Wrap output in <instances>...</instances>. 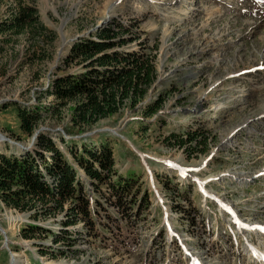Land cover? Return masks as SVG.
<instances>
[{
    "label": "rangeland",
    "instance_id": "obj_1",
    "mask_svg": "<svg viewBox=\"0 0 264 264\" xmlns=\"http://www.w3.org/2000/svg\"><path fill=\"white\" fill-rule=\"evenodd\" d=\"M18 4L34 7L46 31L0 35V153L23 155L46 135L84 186L89 218L67 227V248L51 235L62 213L32 221V212L0 198V264H10L12 253L19 264H264L249 250L264 252V235L239 227L264 226V0H3L0 21ZM119 26L128 32L115 49L153 56L155 80L139 105L76 125L79 98L55 97L51 84L84 72L79 61L66 66L76 43ZM39 48L37 60L30 53ZM159 97L161 108L144 116L143 106ZM16 109L38 116L32 134L20 129ZM198 127L215 137L206 153L186 158L166 143L169 133ZM91 145L113 153L111 181H134L130 211L118 213L108 188L69 154ZM27 223L47 231L26 239Z\"/></svg>",
    "mask_w": 264,
    "mask_h": 264
},
{
    "label": "trees",
    "instance_id": "obj_2",
    "mask_svg": "<svg viewBox=\"0 0 264 264\" xmlns=\"http://www.w3.org/2000/svg\"><path fill=\"white\" fill-rule=\"evenodd\" d=\"M16 7L0 21L1 39L8 41L6 36L22 33L29 38L43 35L46 28L38 22L35 8L24 4ZM122 32H128V29L123 26H119V30L105 28L97 34L96 40L76 43L68 53L66 66L79 61L84 64V72L58 76L51 84L49 94L68 101L79 98L72 118L76 125L90 126L119 112L124 105H139L155 80L153 56L115 49L125 41L119 37ZM121 42L122 44H118ZM1 50L2 47L0 54L3 53ZM38 50L39 52L32 50L30 53L37 60L44 56V51L41 48ZM162 103L159 97L153 103L145 104L142 113L144 116H152L161 108ZM16 111L20 129L28 135L32 134L38 116L21 109ZM211 138L215 139L198 127L183 134L171 132L165 140L169 146L180 149L186 158H190L195 153H206ZM43 152L49 154L48 160ZM69 154L78 161L79 167L91 182L104 184L108 188V199L118 213L130 211L135 203L134 181L122 177L114 182L110 180L114 162L109 146L102 145L96 150L91 145L84 147L79 153L70 150ZM0 198L5 205L18 211L32 212V221L54 218L62 213V227L58 233L51 235L54 244L63 242L67 244V248L72 244L67 227L89 218L84 186L76 178V171L69 165L65 154L43 134L37 135L30 152L23 155L0 153ZM139 200L146 205L149 203L146 194ZM67 201L71 204L65 208ZM46 231L35 223H27L20 230V235L28 239Z\"/></svg>",
    "mask_w": 264,
    "mask_h": 264
},
{
    "label": "bare ground",
    "instance_id": "obj_3",
    "mask_svg": "<svg viewBox=\"0 0 264 264\" xmlns=\"http://www.w3.org/2000/svg\"><path fill=\"white\" fill-rule=\"evenodd\" d=\"M245 93L244 92H242L241 93V95H244ZM220 108L222 109V108H227V109H225V111H227V110H229L230 108H232V105L231 104H229V103H226V104H222V106H220ZM225 111H223V112H225ZM219 114H222V112H220ZM3 141L5 142V139H4V136L3 135H1L0 134V144H2L3 143ZM143 155V154H142ZM262 172H264V171H262ZM219 176H221V175H213L211 178H216V177H219ZM211 178H209V179H211ZM207 180V179H206ZM196 181H197V183L198 184H203L204 185V182H205V180H203V179H199V178H197L196 179ZM207 192V191H206ZM207 194V193H206ZM208 194H209V192H208ZM211 195V194H210ZM220 202V201H219ZM220 204L222 205V207L223 208H225V204H222V201L220 202ZM245 222V221H244ZM261 222V221H260ZM237 223H239V221L237 222ZM241 229L242 228H246V229H250L251 231H256V233H258V231H259V234L260 233H262L263 235H264V226H262V225H260V223L259 224H256V223H242V225H240L239 226ZM248 231V230H247ZM264 242V241H263ZM262 243V242H261ZM263 244V243H262ZM251 249H249V250H252L253 251V253L252 254H255L256 256H260L259 258H261V260H264V252L261 250V249H259V251H257V249L256 248H254V247H250ZM263 248H264V245H263ZM259 260V259H258ZM262 263V262H261ZM10 264H19V259H18V257H17V254H14V253H12V258H11V260H10Z\"/></svg>",
    "mask_w": 264,
    "mask_h": 264
}]
</instances>
